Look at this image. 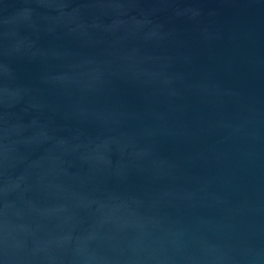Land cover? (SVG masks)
<instances>
[{
  "label": "water",
  "instance_id": "95a60500",
  "mask_svg": "<svg viewBox=\"0 0 264 264\" xmlns=\"http://www.w3.org/2000/svg\"><path fill=\"white\" fill-rule=\"evenodd\" d=\"M0 264H264V0H0Z\"/></svg>",
  "mask_w": 264,
  "mask_h": 264
}]
</instances>
